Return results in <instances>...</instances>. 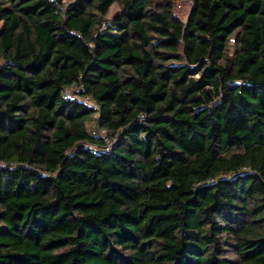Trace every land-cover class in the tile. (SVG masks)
Masks as SVG:
<instances>
[{"label":"trees","instance_id":"obj_1","mask_svg":"<svg viewBox=\"0 0 264 264\" xmlns=\"http://www.w3.org/2000/svg\"><path fill=\"white\" fill-rule=\"evenodd\" d=\"M174 1L0 0V264H264V0Z\"/></svg>","mask_w":264,"mask_h":264},{"label":"built area","instance_id":"obj_2","mask_svg":"<svg viewBox=\"0 0 264 264\" xmlns=\"http://www.w3.org/2000/svg\"><path fill=\"white\" fill-rule=\"evenodd\" d=\"M190 5H191L190 0H176L173 3L174 9L177 12H180L182 10H188L190 8ZM78 88L79 87L74 86V85H71V86L67 87L63 91V96L65 98H71V97L76 98L75 96H72V93L75 92V91H77ZM80 101L84 102L90 108H92L94 110L96 109L95 104L92 103L87 97L80 98ZM95 118H96V114L93 113L91 115V119L93 121H95ZM137 120L142 121L143 120V116L140 115ZM131 124H133V123H131ZM89 130H90L91 134L96 133L102 139L103 144L101 146V150H103V151H107L112 146V144L114 143V141L116 140L115 138L108 137L106 135L105 131L97 129L96 126H95V124L92 125V127ZM4 166L5 165L0 162V168H4Z\"/></svg>","mask_w":264,"mask_h":264},{"label":"rangeland","instance_id":"obj_3","mask_svg":"<svg viewBox=\"0 0 264 264\" xmlns=\"http://www.w3.org/2000/svg\"><path fill=\"white\" fill-rule=\"evenodd\" d=\"M72 0H62V3L64 5H67L71 2ZM174 3V2H173ZM173 3H172V6H171V12L173 13L174 16L178 17V19H180L181 21H183L186 17V14H187V11L188 10H182L180 12H177L175 11L174 9V6H173ZM119 9V6L117 4H112L109 9H108V12L106 14V18H110L115 12H117ZM230 49V48H229ZM88 125V129H90L92 127V123L91 122H88L87 123Z\"/></svg>","mask_w":264,"mask_h":264}]
</instances>
